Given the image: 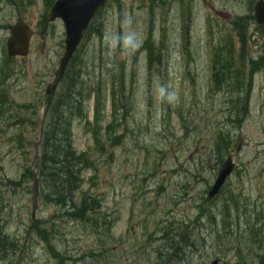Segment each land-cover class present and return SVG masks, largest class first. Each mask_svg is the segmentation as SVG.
Here are the masks:
<instances>
[{"label": "rangeland", "instance_id": "1", "mask_svg": "<svg viewBox=\"0 0 264 264\" xmlns=\"http://www.w3.org/2000/svg\"><path fill=\"white\" fill-rule=\"evenodd\" d=\"M257 1L113 0L97 17L102 34L84 39L79 57L87 61L86 83L105 82V108L96 126L92 97L86 119L72 126L74 149L94 163L82 172V193L76 194V201L82 194L100 200L93 226L71 222L41 197L32 219L33 182H9L19 181L24 168L36 165L41 129L34 121L45 119V90L65 51V29L61 21L43 18L47 0H0V61L8 27L18 18L34 31L29 55L8 64L6 86L0 79V90L7 89L11 101L10 107H0V228L20 246L13 254L0 251V264H60L35 234L33 222L49 232L53 227L51 242L65 256L64 264H211L215 257L240 264L238 250L228 249H238V243L247 264L256 263L264 244L247 246L246 225L242 231L238 222L248 221L254 210L264 212V70L252 80L249 115L240 125L230 121V94L214 91L211 76L214 49L230 33L238 48L232 23L248 16ZM257 27L251 23L249 28L248 54L254 59L264 56V32ZM149 39L157 49L164 46L163 66L155 63L154 71L147 66ZM122 72L124 98L115 110L109 88ZM17 118L28 121L16 125ZM111 124L119 138L114 147L105 133ZM96 127L103 153L96 148ZM220 132L232 138L233 148L224 159L236 154L241 138L242 144L235 172L210 205V222L206 200L221 167L215 151ZM229 196L241 197V209L226 211L231 231H221L219 212ZM185 225L197 250L188 251L182 263L170 259L169 244Z\"/></svg>", "mask_w": 264, "mask_h": 264}, {"label": "trees", "instance_id": "2", "mask_svg": "<svg viewBox=\"0 0 264 264\" xmlns=\"http://www.w3.org/2000/svg\"><path fill=\"white\" fill-rule=\"evenodd\" d=\"M12 1V0H7ZM52 0H47L46 7L49 8L53 5ZM45 21L47 16L43 17ZM254 15L252 10L246 17H238L232 23V32L235 34V40L238 44V48L235 47L232 34L226 35L222 38L219 46L213 51L212 58V89L214 91L225 90L230 96V105L232 114L230 121L234 125H240L249 115L250 106V94L253 87L252 80L255 75L264 70V56H260L258 59L251 58L248 54V46L250 37L248 35V29L250 28V22L254 23ZM21 20V19H20ZM43 34H46V29ZM101 25L95 19L90 26L89 30L85 34V40L89 37H100ZM164 47L163 45H161ZM158 48L151 42L146 41V50L148 52V68L152 71L156 69L155 63L159 66H163L164 49ZM81 49H79L72 59L66 76L59 88V90L50 97H45V119L40 124L39 120L34 121L36 127L40 125V133L38 135L39 155L37 156L36 165L33 170L24 168L25 172L19 181L10 183L21 185L24 181L39 180L40 183V197L45 201V204L52 205L62 210L71 222H81L96 226L98 224L97 218H95L97 211L101 208L100 200L90 194H82L80 200L76 201V194L82 193L81 187L83 180L81 178L82 172L90 169L94 163L90 155L78 154L73 145V131L72 126L75 120H85L87 117V105L91 98L95 99L94 104V121L96 126L99 124L100 118L104 112V104L106 100V84L105 82L97 81L91 86V83H86L83 73L86 71L87 61L79 57ZM13 59L6 57V63L0 67V75L3 81L7 78L8 62H12ZM158 66V67H159ZM165 66V65H164ZM157 67V68H158ZM89 70V69H88ZM87 73V72H86ZM125 87V73H119L114 75L113 80L109 88V98L112 100V108L117 109L121 100H123ZM8 100L6 90L2 88L0 90V107L7 104ZM120 100V101H118ZM10 107V105H9ZM125 110V108H123ZM123 112V111H122ZM124 114V113H123ZM127 110H125V115ZM19 115V114H17ZM21 117V116H20ZM28 120L17 118L13 123L23 124ZM20 122V123H19ZM116 124V122H114ZM119 122H117L118 124ZM113 124L109 125L106 133L107 143L114 147L119 138L115 136ZM96 148L100 152H105V144L102 142L100 136V129L97 127L93 129ZM232 138L225 133L220 132L215 140V151L220 157V163L224 160V155L232 149ZM227 210L232 203L238 209V198L229 196L227 198ZM229 215L227 216V218ZM257 217L263 218L264 213L262 211L257 214ZM35 234L43 243L48 247L53 257L59 261L60 264H64L66 259L58 250L54 249L50 236L55 239V230L52 227L51 232L46 229L38 227V223H34ZM185 228V229H184ZM181 228L182 233L175 232L177 239L170 241V249L173 250L172 257L176 258L179 262H185L187 260L188 251L197 250L196 243L188 237L186 225ZM184 229V230H183ZM178 230V229H176ZM224 230L230 231V224H224ZM262 232V231H261ZM260 231L251 226L248 233L247 246H252L255 242L259 243V247H262L261 237L258 238ZM169 238L168 236L165 237ZM238 249L233 246L228 247L229 251L235 249L239 252L240 264H247L245 259L240 255L241 244ZM20 249L19 243L16 240H11L8 235L4 234L0 228V251H9L10 254L18 252ZM262 259V256H261ZM261 261V260H260ZM258 264H264V261Z\"/></svg>", "mask_w": 264, "mask_h": 264}, {"label": "water", "instance_id": "3", "mask_svg": "<svg viewBox=\"0 0 264 264\" xmlns=\"http://www.w3.org/2000/svg\"><path fill=\"white\" fill-rule=\"evenodd\" d=\"M109 0H58L50 11V21H62L65 32V53L60 60L59 68L55 73V79L47 86L46 94L52 95L64 78L66 69L80 45L84 33L87 31L92 19L98 11L104 8ZM255 15L258 24L264 26V0H260L255 5ZM32 30L24 23H18L11 27V36L7 41V52L9 56L25 57L29 52L30 40L32 38ZM242 139H240L237 152L240 151ZM235 164L233 156H228L222 165L216 182L209 192V199L214 198L228 177L233 173ZM39 182L35 181L33 186L32 206L33 217L38 207ZM212 264H219L216 260Z\"/></svg>", "mask_w": 264, "mask_h": 264}]
</instances>
